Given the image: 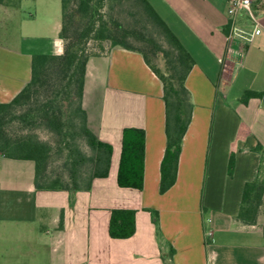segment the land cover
Returning a JSON list of instances; mask_svg holds the SVG:
<instances>
[{
	"label": "crops",
	"instance_id": "crops-1",
	"mask_svg": "<svg viewBox=\"0 0 264 264\" xmlns=\"http://www.w3.org/2000/svg\"><path fill=\"white\" fill-rule=\"evenodd\" d=\"M147 1L195 62L176 184L160 194L163 84L140 53L106 44L88 62L83 108L89 129L113 147L109 176L76 192L71 205L69 192L36 188L32 161L0 153V264H166L171 248L172 264H264V211L256 226L237 219L264 147V96L243 101L247 92L264 94V0L254 5L262 33L249 45L227 40L230 0ZM30 17L12 0L0 5V105L30 83L34 56L64 54L57 16L39 37ZM238 25L254 29L244 17ZM127 128L145 132L142 191L118 186ZM113 210L136 211L133 237L110 236ZM148 210L160 214V235Z\"/></svg>",
	"mask_w": 264,
	"mask_h": 264
},
{
	"label": "trees",
	"instance_id": "trees-1",
	"mask_svg": "<svg viewBox=\"0 0 264 264\" xmlns=\"http://www.w3.org/2000/svg\"><path fill=\"white\" fill-rule=\"evenodd\" d=\"M115 1L122 6L123 0ZM130 1L141 9L145 21L158 31L159 36L167 43V47L158 45L152 35L137 32L135 28H127L116 20H107L102 13L106 8L107 0H62L63 18L60 38L65 42L64 54L34 56L30 83L12 102L0 105V153L8 159L32 161L35 165L36 188L44 191L69 192L71 205L74 203L76 192H89L95 179L108 178L113 154V147L100 141L89 129L87 114L83 108L87 65L95 53H90L86 47L90 40L106 42L111 47H121L140 53L162 82L166 106L167 148L161 165L160 194H166L177 181L182 144L194 111L186 81L195 62L147 0ZM4 3L5 0H0V5ZM134 40L141 41L144 47H135L132 44ZM159 56L163 60V72L157 68L153 60V57L158 59ZM50 83L57 89L53 96H46L47 98L42 100L36 116H32L33 112H27L19 118L24 121H27V118L41 119L50 131L60 137L69 135V126L79 132L93 155L90 160L91 174L85 187H81L77 180V167L87 161L79 152H77L78 159L73 160L71 184H62L61 178H50L51 183L45 185L43 182L47 180L44 175L50 155L48 147L34 137L15 138L5 128L8 118L14 119L17 110L27 106L32 98ZM262 96L264 94L247 92L243 101L247 103L253 97ZM66 104L69 105L67 109ZM145 146L146 137L143 130L136 128L124 130L117 178L120 188L140 191L144 189ZM256 151L262 156L258 177L245 185L237 216L238 221L246 226H256L264 211V147L258 145ZM148 211L152 214L156 232L160 235V214L158 211ZM109 233L113 239L133 237L136 233V211L113 210ZM174 255L175 250L171 248L168 256L164 258L166 264H172Z\"/></svg>",
	"mask_w": 264,
	"mask_h": 264
},
{
	"label": "rangeland",
	"instance_id": "rangeland-1",
	"mask_svg": "<svg viewBox=\"0 0 264 264\" xmlns=\"http://www.w3.org/2000/svg\"><path fill=\"white\" fill-rule=\"evenodd\" d=\"M12 1L17 8H21L22 13L27 18H31L30 15L36 17V28L31 32V34L35 37L46 35L48 28L53 25V21L56 16L58 21L62 22V0ZM102 13L107 20L113 19L127 28H135L137 32L152 35L158 45L160 44L164 47L168 46L164 39L159 36L158 31L149 22L145 21L143 13H141V9L137 8L133 1L123 0V4L121 6L115 0H107L106 8L103 9ZM106 44L108 43L90 40L86 47L91 53L98 49H103L104 45ZM132 44L137 48L144 47L141 41L139 42L134 40L132 41ZM153 60L157 68L163 72L164 65L162 57L159 56L158 59L153 57ZM56 89L57 88H55L52 83H50L46 88L41 89L40 92L32 98L27 106L17 110V112L14 114V119L8 118L5 128L7 132L15 138H23L27 136L34 137L48 147L50 155L48 159L47 171L44 175L45 179L47 180L45 183L43 182L45 185L51 183L49 180L50 178H61L62 184H71V180L73 179L72 173L74 169L73 160L75 158L78 159L77 152H79L87 161L83 163L81 162L82 164L77 167V180L81 187H85L87 184V179L91 174L90 172L92 164L90 160L93 155L87 146L85 139L79 134V132L73 130V128L69 126V135L60 137L50 131L47 128L46 123L41 119L37 118L34 120L33 118H27V121H24L19 118L27 112H33L32 116H36L38 107L40 106L42 100L52 95ZM67 108H69L68 104H66V109Z\"/></svg>",
	"mask_w": 264,
	"mask_h": 264
},
{
	"label": "built area",
	"instance_id": "built-area-1",
	"mask_svg": "<svg viewBox=\"0 0 264 264\" xmlns=\"http://www.w3.org/2000/svg\"><path fill=\"white\" fill-rule=\"evenodd\" d=\"M258 0H230L228 7V16L230 20V31L227 36L229 43L234 40H240V42L249 45L253 43L254 39L261 35L262 30L255 13L254 5ZM244 17L252 26L253 31H247L239 27L240 19ZM211 238L212 234H208Z\"/></svg>",
	"mask_w": 264,
	"mask_h": 264
}]
</instances>
